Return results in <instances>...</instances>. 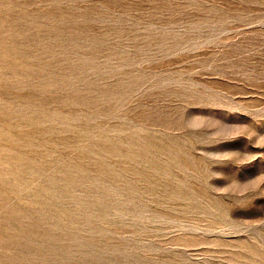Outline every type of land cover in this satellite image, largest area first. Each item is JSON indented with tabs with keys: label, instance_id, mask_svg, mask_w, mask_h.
Instances as JSON below:
<instances>
[{
	"label": "rangeland",
	"instance_id": "374dc122",
	"mask_svg": "<svg viewBox=\"0 0 264 264\" xmlns=\"http://www.w3.org/2000/svg\"><path fill=\"white\" fill-rule=\"evenodd\" d=\"M0 4V264H264V0Z\"/></svg>",
	"mask_w": 264,
	"mask_h": 264
},
{
	"label": "bare ground",
	"instance_id": "6f19581e",
	"mask_svg": "<svg viewBox=\"0 0 264 264\" xmlns=\"http://www.w3.org/2000/svg\"><path fill=\"white\" fill-rule=\"evenodd\" d=\"M10 3V2H9ZM6 7V6H5ZM5 7H3V5H1L0 4V15H1V12H3L4 10H8V8L6 9ZM4 15V14H3ZM3 15H2V17H3ZM9 15V14H8ZM24 16V15H23ZM15 17V16H14ZM6 18V20H9V19H11V18H9L8 17V19H7V17H5ZM14 19H16V18H14ZM9 23H11L12 22V20H11V22H10V20L8 21ZM3 33V32H2ZM9 34V33H8ZM11 34V33H10ZM13 34V33H12ZM11 37V36H10ZM9 38V37H8ZM7 38V39H8ZM12 39V38H11ZM11 39H10V41H11ZM3 41V40H2ZM5 41V40H4ZM9 41V42H10ZM2 44V43H1ZM4 44V43H3ZM3 47V46H2ZM1 47V48H2ZM6 48V47H5ZM13 48V47H12ZM10 51L9 50H5V52L3 51V53H5V54H8ZM12 56V55H11ZM2 57H5V55L3 56L2 55V53H1V55H0V62H2L1 61V58ZM9 62V61H8ZM12 84V83H11ZM0 85H1V83H0ZM2 86H3V84H2ZM5 87V86H4ZM4 87H2V88H4ZM1 88V87H0ZM7 88H9V87H7ZM17 88V87H16ZM2 90V89H1ZM10 90V89H9ZM12 90V89H11ZM6 91V90H5ZM8 91V90H7ZM15 91V90H14ZM21 90H19V92H20ZM1 93V92H0ZM4 93V92H3ZM17 93H18V91H17ZM2 94V93H1ZM5 94V93H4ZM12 94H13V92H12ZM14 95V94H13ZM24 95V94H23ZM30 95V94H29ZM3 96V95H2ZM25 97H28V96H25ZM30 97V96H29ZM28 100V99H27ZM33 100V99H32ZM5 111H7L6 109H5ZM4 111V112H5ZM7 113V112H6ZM12 113V112H11ZM11 113H9V114H11ZM16 113V112H15ZM19 113V112H18ZM22 113V112H21ZM20 113V114H21ZM2 114H4V113H2ZM23 114V113H22ZM21 114V115H22ZM17 115V114H16ZM0 116H1V114H0ZM7 116V115H6ZM20 116V115H19ZM23 116V115H22ZM163 116H165V115H163ZM3 117H1V119H2ZM5 118V117H4ZM11 118H12V116H11ZM16 118V117H15ZM17 118H19V117H17ZM25 118V117H24ZM165 118V117H164ZM20 119V118H19ZM2 120H4V119H2ZM2 120H1V122H2ZM9 120H11V119H9ZM21 120V119H20ZM28 120V119H27ZM166 120V119H165ZM38 121V120H37ZM4 123H5V121H3ZM6 122H8V121H6ZM35 122V121H34ZM33 122V123H34ZM11 123H13V122H11ZM181 123V122H180ZM180 123H178V124H180ZM6 124H8V123H6ZM16 124V123H15ZM166 124H168V123H166ZM175 124V123H174ZM4 125V124H3ZM8 125H14V124H8ZM181 125V124H180ZM175 126V125H174ZM8 127V126H7ZM6 127V128H7ZM4 128V127H3ZM9 128V131H10V127H8ZM38 129V128H37ZM16 130V129H15ZM30 130V129H29ZM7 131V130H6ZM18 131V130H17ZM28 131V130H27ZM11 132V131H10ZM10 132H8L9 134H10ZM20 132H22V131H20ZM26 132V131H25ZM25 132H22L21 134L23 135ZM30 132V131H29ZM37 132V131H36ZM8 133H6V135H8ZM12 133V132H11ZM17 133V132H16ZM31 133V132H30ZM29 133V134H30ZM40 133V132H39ZM19 134V133H18ZM28 134V135H29ZM15 135V132L13 133V136ZM17 135V134H16ZM27 135V134H26ZM32 135V134H31ZM40 135V134H39ZM10 136V135H9ZM12 136V135H11ZM17 136H19V135H17ZM21 136V135H20ZM19 136V137H20ZM37 136H38V134H37ZM4 137H5V133H3V132H0V140H2L3 141V139H4ZM26 137V136H25ZM21 138H23L22 136H21ZM27 138H30V136L29 137H27ZM26 138V139H27ZM6 139H8V140H11V142H12V144L9 146V148H11L12 147V145H13V143L15 142V138H12V137H10V138H6ZM26 139H24V140H26ZM16 140H17V138H16ZM18 141V140H17ZM19 142V141H18ZM21 142V141H20ZM22 142H23V140H22ZM20 143V144H23V143ZM26 142H28V140L26 141ZM3 143V142H2ZM24 143H25V141H24ZM30 143V142H29ZM10 144V143H9ZM26 144V143H25ZM5 145V144H4ZM16 145H18V144H16ZM29 145V144H28ZM31 146H33V145H31ZM3 147V146H2ZM4 147H6V146H4ZM34 147H36V146H34ZM15 148V147H14ZM21 148V147H20ZM27 148V147H26ZM29 149H30V147H28ZM31 148H33V147H31ZM38 148V147H37ZM37 148H35V149H37ZM24 149H25V147H24ZM13 150V149H12ZM16 150V149H15ZM22 150H23V148H22ZM26 150V149H25ZM39 150L40 149H38V152H39ZM18 152H20V151H18ZM25 152H27V153H31V150H30V152L29 151H25ZM33 152V151H32ZM35 153L37 152V151H34ZM37 152V153H38ZM41 152V151H40ZM43 152V151H42ZM14 153V152H13ZM11 154L10 153V151H9V149L8 148H6V149H4V148H1V146H0V169H1V167H3L4 165H3V163L5 162V161H7L8 159L10 160L9 162H11L12 161V166H14L13 168H10V172H8L11 176L13 175V176H19L20 175V173L21 174H23L22 172H23V170H26V168H30V167H32L33 166V162H34V165H36V167L39 169V166H41L40 168H42L43 167V165H39L38 166V164H35V162L37 163V161H33L34 160V158H33V160H30L29 158H30V156H29V158H26V156H24V155H14V154ZM34 153V154H35ZM23 154H24V152H23ZM33 154V155H34ZM44 154V153H43ZM46 154V153H45ZM44 154V155H45ZM37 155V154H36ZM43 156V155H42ZM40 160V159H39ZM38 160V161H39ZM33 161V162H32ZM9 162H8V164H9ZM6 163V162H5ZM44 163V162H43ZM14 164V165H13ZM7 165V164H6ZM9 165H11V164H9ZM189 166V165H188ZM191 166V165H190ZM35 167V166H34ZM34 167H32V169L34 168ZM34 168V169H37V168ZM4 168V167H3ZM5 169V168H4ZM44 169V168H43ZM9 170V169H8ZM27 171V170H26ZM28 171H30L29 169H28ZM27 171V172H28ZM37 171V170H36ZM4 171H0V185H2V184H4V183H6L5 181H6V177H5V174L3 173ZM32 172V171H31ZM38 172H39V170H38ZM8 175V174H7ZM24 175V174H23ZM23 175H21V176H23ZM12 176V177H13ZM14 178V177H13ZM17 179H18V177H16ZM13 180V179H12ZM20 180V179H19ZM8 183V182H7ZM11 183V181L9 182V184ZM14 183V182H13ZM14 185V184H13ZM10 186V185H9ZM17 186V185H16ZM11 187V186H10ZM18 187V186H17ZM16 187V188H17ZM15 188V187H14ZM12 190V189H11ZM2 200H3V198H2ZM3 201L1 202V199H0V207H1V205L3 206ZM12 209V208H11ZM10 211H12V210H10ZM9 213V212H8ZM17 213V212H16ZM20 213V212H19ZM22 221V220H21ZM30 224V223H29ZM34 227V226H33ZM27 232V231H26ZM13 238V237H12Z\"/></svg>",
	"mask_w": 264,
	"mask_h": 264
}]
</instances>
